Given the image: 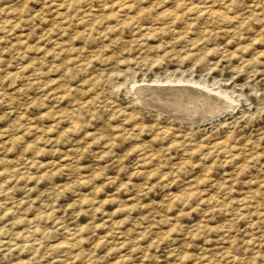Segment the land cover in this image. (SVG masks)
<instances>
[{
  "label": "rangeland",
  "instance_id": "374dc122",
  "mask_svg": "<svg viewBox=\"0 0 264 264\" xmlns=\"http://www.w3.org/2000/svg\"><path fill=\"white\" fill-rule=\"evenodd\" d=\"M0 264H264V0H0Z\"/></svg>",
  "mask_w": 264,
  "mask_h": 264
},
{
  "label": "bare ground",
  "instance_id": "6f19581e",
  "mask_svg": "<svg viewBox=\"0 0 264 264\" xmlns=\"http://www.w3.org/2000/svg\"><path fill=\"white\" fill-rule=\"evenodd\" d=\"M212 10V9H211ZM220 10V9H219ZM212 14L213 15H215V17H221L222 16V12L221 11H218V10H214L213 12H212ZM225 14V13H224ZM225 16V15H224ZM221 19H223V18H221ZM148 85V84H147ZM147 85L145 86V87H147ZM150 86V85H149ZM153 86H154V84H153ZM158 86V85H157ZM175 86V85H174ZM139 87V86H138ZM161 87V86H160ZM195 87H197V86H195ZM195 87H193V88H195ZM140 88V87H139ZM141 89H142V86H141ZM140 89V90H141ZM148 89V88H147ZM158 89H160V88H158ZM158 89L156 90V89H152V90H154L156 93H158L159 94V92H161V90L158 92ZM181 89H183V88H181ZM178 90V89H177ZM196 90H198V87H197V89ZM184 91H188V93H194L195 91H193V90H184ZM169 92V91H168ZM183 92V91H182ZM200 93H202V92H200ZM206 93V92H205ZM205 93H203V95L202 96H204L205 97ZM195 94V93H194ZM210 95V94H209ZM196 96V95H195ZM207 96V95H206ZM211 97L212 98H214V99H210V100H214V101H216V100H218V98L216 99L214 96H212L211 95ZM207 98H210V96L209 97H207ZM178 99H180V97H178ZM204 99V98H203ZM216 99V100H215ZM158 100V99H157ZM204 101V100H203ZM206 101V100H205ZM176 102V101H175ZM179 102V101H178ZM209 102V101H208ZM163 103V102H162ZM161 103V104H162ZM204 103V102H203ZM219 103V102H218ZM160 104V103H159ZM205 104V103H204ZM210 104V103H209ZM215 104V103H214ZM212 105L213 107H212V110H214V109H217L219 106H217V105ZM217 104V103H216ZM224 104V103H223ZM198 105V104H197ZM225 105H226V103H225ZM181 107V106H180ZM186 107V106H185ZM221 107V106H220ZM225 107V106H224ZM168 108V107H167ZM204 108V107H203ZM219 109V108H218ZM220 109H222V108H220ZM214 111H216V110H214ZM217 146V145H216Z\"/></svg>",
  "mask_w": 264,
  "mask_h": 264
}]
</instances>
